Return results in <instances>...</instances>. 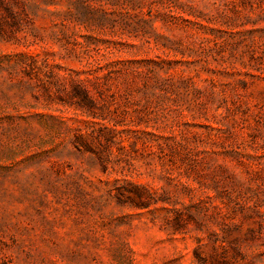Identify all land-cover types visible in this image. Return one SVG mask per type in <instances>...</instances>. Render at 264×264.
<instances>
[{"label": "rangeland", "instance_id": "374dc122", "mask_svg": "<svg viewBox=\"0 0 264 264\" xmlns=\"http://www.w3.org/2000/svg\"><path fill=\"white\" fill-rule=\"evenodd\" d=\"M0 264H264V0H0Z\"/></svg>", "mask_w": 264, "mask_h": 264}]
</instances>
